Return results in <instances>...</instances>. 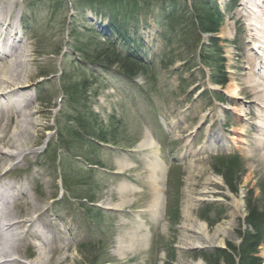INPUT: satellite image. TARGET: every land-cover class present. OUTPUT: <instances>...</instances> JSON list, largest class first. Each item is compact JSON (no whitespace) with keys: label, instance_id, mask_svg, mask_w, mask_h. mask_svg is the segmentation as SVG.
<instances>
[{"label":"rangeland","instance_id":"rangeland-1","mask_svg":"<svg viewBox=\"0 0 264 264\" xmlns=\"http://www.w3.org/2000/svg\"><path fill=\"white\" fill-rule=\"evenodd\" d=\"M91 1L0 0V18L21 39L28 96L42 110L39 136L27 159L9 162V180L25 191L29 206L37 202L44 212L40 229L57 247L46 253L48 264H212L217 249L182 247L191 237L182 226L184 205L212 230L229 218L225 192L239 198L236 225L222 245L237 247L249 190L252 201H264V131L257 125H264V109L257 112L263 103L249 83L264 84V76L255 71L260 50L249 41L254 30L241 0H121L116 8ZM260 1L252 8L262 46ZM199 2L217 14V33L199 32ZM112 24H121L119 47L143 60L133 77L89 58L112 36ZM146 134L153 146L139 145ZM217 155L238 159L236 192L214 171ZM157 159L163 180L157 179ZM122 163L127 166L121 169ZM212 173L223 180L209 185L213 199L194 201ZM108 200L123 203L119 209L100 206ZM31 241L28 248L22 242L27 255L19 256L21 264L38 254L41 241ZM256 255L264 264V243Z\"/></svg>","mask_w":264,"mask_h":264},{"label":"bare ground","instance_id":"bare-ground-1","mask_svg":"<svg viewBox=\"0 0 264 264\" xmlns=\"http://www.w3.org/2000/svg\"><path fill=\"white\" fill-rule=\"evenodd\" d=\"M248 2L249 0H241L240 9L242 15L247 17L248 29L254 30L252 34H249V41L251 42V40H254V42H257L254 46L260 50L256 53L254 51L256 55L255 59L258 61L254 62V66L256 67V69H254L256 72H259L256 73L258 77L263 78L262 69L264 59H262V56L264 55V44H262V46L258 44L261 34L256 31V24L254 23L255 16L253 14L255 7L252 8L256 5L260 8L261 1L257 0L252 4L253 6H249ZM253 25L254 28H251ZM0 27L2 28L0 29V264H21L19 256L27 255L26 250L21 251V247L23 246L22 242H24L25 246L28 248L34 245L31 241L34 239H38L41 243L38 247L39 251L36 258L30 261V264H48L50 259L46 253L57 251V247L48 244V237H46L44 230L40 229L41 225H43V221L41 220L44 212L41 207L37 205V202L33 204L30 203V206L28 205L29 202H26L27 196L25 191L16 187V185L9 180L6 171L7 165H9L12 159L17 157H22L23 160L27 159V150L34 145L36 142L34 137L39 136V131L42 129L37 125V119L40 117L42 110L32 106V100L29 98L26 90V88L29 87V83H26L28 81L25 76H29V72L25 68V53L22 49L21 39L14 37L15 32L12 31L13 27H11L9 23H6L3 18H0ZM260 42H262V40H260ZM251 49H254L253 46ZM249 83L255 93H257V99L263 103H258L259 108L257 112H263L264 84L258 81L256 82L254 79H251ZM232 97L235 96L233 95ZM232 109H234V107H232ZM257 125L264 131V125H262V123ZM216 139H221V136L216 134ZM139 145L150 147L154 145V140L150 134H146L139 142ZM154 163L155 169L162 172L161 178L158 177L157 179L163 180L164 166L162 161L157 159ZM126 166L127 163H122L120 165L121 169ZM121 169L119 171H121ZM222 181L221 177L216 174H210L205 180L206 185L201 191V195H197L194 201L213 199L212 192L214 189H209V185H221ZM157 188L158 184L154 182V190ZM225 193L230 198L228 201L231 207L229 218L218 222L212 230L209 229V226L204 221L191 216L189 204L186 203V205H184V214L187 218V222L183 223L182 226L185 230L191 232V237L189 239H184L183 248H227V243L226 246L222 245H225V237L232 234V230L236 225L235 217L241 205V200L236 198L229 191ZM160 195V191L155 195L154 209H157L160 204ZM216 199L223 200V198ZM129 200L127 199L125 204H130L131 202ZM121 201L122 202L117 204H110L111 201L108 200L100 206L105 209H119V206L121 207L123 203V200ZM19 205H25L24 209L16 210ZM186 264L206 263L198 259Z\"/></svg>","mask_w":264,"mask_h":264},{"label":"trees","instance_id":"trees-1","mask_svg":"<svg viewBox=\"0 0 264 264\" xmlns=\"http://www.w3.org/2000/svg\"><path fill=\"white\" fill-rule=\"evenodd\" d=\"M94 1L95 0L91 1L93 2L92 4H95ZM96 1L102 2V4L107 1V4L115 8L122 3L121 0ZM196 7L197 9L195 10L197 11V16L195 19L197 21L199 32L217 33L219 27L217 14L203 2H199L198 5L196 4ZM110 21L113 22V20ZM120 25L116 24L113 26L112 24V26L109 27L112 36H108L103 41L104 46L101 48H95L94 53H91L89 58H94L93 60H96L102 65L109 67L114 66L129 78L137 75L145 66L142 62V58L140 59L134 51L131 49L124 50L119 47L118 41L121 40L120 37L122 35ZM112 28H114V30ZM113 35H115V38H113ZM84 56L87 57V54ZM214 81L222 85L226 83L225 80L220 79ZM69 95L72 96L73 92L69 91ZM216 160L217 163L213 166L214 171L222 175L225 183L232 192H236L240 180V176L237 175V167L235 166L238 159L236 157L217 156ZM259 189L264 200V181L259 183ZM252 200V190H249L245 199L246 215L244 218V222L247 224V229L244 232H239L241 237L240 244L235 247L230 243H227V249L215 250L214 255L210 254V256H215V258L212 259L214 262L212 263L208 260L212 264H220L221 261L225 264H261L262 258L256 254L259 245L264 243V201L260 206Z\"/></svg>","mask_w":264,"mask_h":264}]
</instances>
